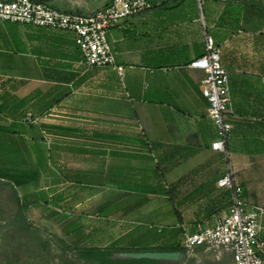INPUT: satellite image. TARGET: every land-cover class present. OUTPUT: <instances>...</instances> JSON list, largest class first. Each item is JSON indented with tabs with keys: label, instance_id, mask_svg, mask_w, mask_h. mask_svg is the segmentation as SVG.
I'll use <instances>...</instances> for the list:
<instances>
[{
	"label": "crops",
	"instance_id": "1",
	"mask_svg": "<svg viewBox=\"0 0 264 264\" xmlns=\"http://www.w3.org/2000/svg\"><path fill=\"white\" fill-rule=\"evenodd\" d=\"M148 1L150 8L123 19L107 35L123 78L111 68H87L72 33L0 21V161L8 169L32 167L23 171L32 180L19 187L36 185V159L49 168L50 157L58 160L63 151L65 167H72L76 149L83 154L78 159L85 162L84 173L123 169L129 189L147 193L127 216L153 208L158 197L170 201L169 193H195L190 203L196 210L188 217L179 210L184 199L177 214L171 202L167 211L161 206L148 213L150 225L161 226L149 242L130 244L141 248L175 244L184 228L194 232L197 224L212 225L226 215L231 192L217 182L229 171L245 200L264 208V0ZM47 4L90 14L106 0ZM205 35L213 38L228 72V155L211 148L216 131L201 92L205 73L190 67L205 54ZM44 132L56 147L54 156L37 146L46 144ZM84 183L75 207L94 199L101 201L97 207L116 202L115 196L85 193L89 182ZM44 193L55 206L64 199L59 191ZM117 203L114 208L123 206ZM168 220L171 237L162 234Z\"/></svg>",
	"mask_w": 264,
	"mask_h": 264
},
{
	"label": "rangeland",
	"instance_id": "2",
	"mask_svg": "<svg viewBox=\"0 0 264 264\" xmlns=\"http://www.w3.org/2000/svg\"><path fill=\"white\" fill-rule=\"evenodd\" d=\"M41 135L46 137L44 139L46 144L37 146H40L42 151L43 148H47L46 150L51 153L54 152L56 147L50 145L48 133L44 132ZM37 146L36 155L40 153ZM87 147L92 148L90 145ZM71 151L77 159L72 167H65L66 161L63 158V151L58 154L57 157H60L58 160L50 157L49 168H43L42 162L36 159L34 161L36 170L41 169L35 186L31 184L13 189L11 183L0 180V258L7 254L9 264H70L73 258L64 243L72 245L76 241H80L83 246L99 247L114 244L126 247L134 243L135 239H140L146 243L161 226L157 223H154V226L150 225V221H147L148 213H151L152 209L162 206V209L167 211L165 206L169 205L171 209L172 203V208L177 214V203L180 199H184V208L179 207L180 213L184 212L185 217H188L196 210L190 203L195 193L185 192L181 193V196H178L177 193H169L170 201L158 197L154 201L153 208H151L152 206L145 207L136 214L127 216L133 204L143 203L148 198V195H145L147 193L145 191H131L129 188L133 187L127 185L128 175H123L125 172L123 169H114L111 166L108 169L97 171L88 168L87 170L91 172L84 173L85 166L83 163L85 162L82 163L78 159L79 156H83L82 152H76V149ZM52 155L54 156V153ZM54 161L55 163H53ZM89 162L95 161L89 160ZM0 170H13L20 173L31 171L32 167L19 164L8 169L6 161H0ZM83 174L84 176H82ZM82 180L89 182L88 190L85 189V193L99 195L98 197L101 199L110 195L115 196L116 202H106L97 207L101 201L94 199L89 202L88 206L75 207L79 202V198L75 195L81 193L80 187L84 183ZM141 187L139 186V188ZM14 191L22 202L29 203V208L25 212L27 222L32 227L29 232H18L13 227L17 212L13 197ZM42 191L49 194L59 191L64 199L55 206L52 203L54 198L40 196ZM71 193L73 197H68ZM118 201H121L123 206L114 208V205H118ZM167 202L168 204H166ZM119 214L127 217H118ZM188 222L186 219V223ZM72 223H78L82 226L81 237L75 233L67 232V227ZM172 223L171 220H168L167 224L162 223L163 228H165L163 235L167 234L169 237L173 235ZM176 240L181 244L180 236H177ZM72 264L77 263L74 261ZM183 264H233V261L231 253L223 248L204 247L187 253Z\"/></svg>",
	"mask_w": 264,
	"mask_h": 264
},
{
	"label": "built area",
	"instance_id": "3",
	"mask_svg": "<svg viewBox=\"0 0 264 264\" xmlns=\"http://www.w3.org/2000/svg\"><path fill=\"white\" fill-rule=\"evenodd\" d=\"M150 7L148 0H106V4L94 13L81 14L57 10L39 0H0V21L72 33L82 54V63L87 68H111L123 78L124 68L116 62L108 32L123 19ZM204 44L205 54L192 61L190 67L205 73L201 92L209 104V117L216 131L211 148L228 155L227 144L233 130L228 118V72L221 64L220 50L213 38L205 35ZM217 186L231 192L229 212L217 218L212 225L197 224L194 232L184 228L181 245L187 253L204 247L223 248L231 253L233 264H264V241L261 237L264 208L245 200L231 171L218 180Z\"/></svg>",
	"mask_w": 264,
	"mask_h": 264
},
{
	"label": "trees",
	"instance_id": "4",
	"mask_svg": "<svg viewBox=\"0 0 264 264\" xmlns=\"http://www.w3.org/2000/svg\"><path fill=\"white\" fill-rule=\"evenodd\" d=\"M4 2H11L13 0H1ZM47 4V2H45ZM23 173L16 171H3L0 170V180H6L11 183V187L21 186L25 181L32 180V173ZM38 175L36 171V181ZM45 193H40L41 197H44ZM15 205L17 207L16 218L13 223V227L18 232H29L31 230V225L27 222L25 212L29 208V203H24L20 200L17 193L14 191ZM82 226L78 223H72L67 228V232L75 233L78 237H81ZM66 249L72 256V262L77 264H172L169 262L153 261V260H131V259H120L116 255L119 253H138V252H180L187 257V250L180 244L176 242L175 244L161 245L154 247H134V246H117L116 244L111 246L99 247V246H83L80 241H76L74 244H66ZM3 258V259H2ZM0 258V264H9L8 255H2ZM183 264V263H181Z\"/></svg>",
	"mask_w": 264,
	"mask_h": 264
},
{
	"label": "water",
	"instance_id": "5",
	"mask_svg": "<svg viewBox=\"0 0 264 264\" xmlns=\"http://www.w3.org/2000/svg\"><path fill=\"white\" fill-rule=\"evenodd\" d=\"M41 2H50L52 0H39ZM120 259H131V260H153L169 262L172 264H181L184 260V255L180 252H141V253H119L116 255Z\"/></svg>",
	"mask_w": 264,
	"mask_h": 264
}]
</instances>
